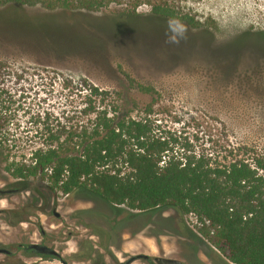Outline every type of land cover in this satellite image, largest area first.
Returning a JSON list of instances; mask_svg holds the SVG:
<instances>
[{
    "label": "rangeland",
    "instance_id": "rangeland-1",
    "mask_svg": "<svg viewBox=\"0 0 264 264\" xmlns=\"http://www.w3.org/2000/svg\"><path fill=\"white\" fill-rule=\"evenodd\" d=\"M11 1L18 6L0 11V189L18 190L0 193V210L20 207L25 220L0 214V246L42 225L70 237L64 254L73 264H85L94 244L124 256L233 264L195 215L134 210L86 189L66 196L42 175L16 178L7 167L86 122L78 111L89 85L106 91L104 105L121 115L150 118L153 133L178 150L222 160L246 146L264 155V0H174L197 26L155 16L148 5L128 14L129 0L99 10L62 12L47 7L51 0H0V8Z\"/></svg>",
    "mask_w": 264,
    "mask_h": 264
},
{
    "label": "trees",
    "instance_id": "trees-1",
    "mask_svg": "<svg viewBox=\"0 0 264 264\" xmlns=\"http://www.w3.org/2000/svg\"><path fill=\"white\" fill-rule=\"evenodd\" d=\"M115 1L51 0L47 7L62 12L99 10ZM142 5L158 17L191 26L199 23L181 14L174 0H129L126 11L135 14ZM17 6L11 1L0 11ZM84 90L87 100L78 112L87 121L69 138L52 136L26 161L11 162L7 169L14 177L42 175L57 192L86 189L134 210L173 206L212 227L214 244L233 264H264V155L251 154L246 146L222 160L188 146L178 150L171 140L153 133L150 118L124 116L105 106L107 92L99 86ZM3 127L0 118V136Z\"/></svg>",
    "mask_w": 264,
    "mask_h": 264
},
{
    "label": "flooded vegetation",
    "instance_id": "flooded-vegetation-1",
    "mask_svg": "<svg viewBox=\"0 0 264 264\" xmlns=\"http://www.w3.org/2000/svg\"><path fill=\"white\" fill-rule=\"evenodd\" d=\"M17 188L12 189H0V193L9 194L17 192ZM64 194V193H63ZM70 193H66V196H69ZM118 205V204H116ZM153 210V209H151ZM52 214L59 218L61 213L56 207L51 208ZM1 213H8L10 217H16L19 219V224L25 220L21 215H23V211L20 210V207H14L10 210L1 211ZM164 220L163 221H168ZM170 221V220H169ZM13 221H10V227L17 226L18 223L12 225ZM10 233V232H9ZM71 235V232H68ZM35 236V239L32 240V236ZM70 237L63 236L61 234H49L47 233L43 226L40 225L39 228H36L32 232H21L18 231L16 235L10 234L7 237V240L4 246H0V248L4 249L3 252H0L4 255L3 264H73L68 256H65L64 252L68 249L66 246L69 242ZM35 244H43L46 245L57 253L52 252H40L33 245ZM97 245L94 244L93 248L87 253V256L83 257L81 260L82 263L85 264H134L139 260H142L145 264H160L158 258L166 257L176 260L178 263L174 264H187L181 255H155L153 256L149 251L144 252H135L132 254L123 255L121 252L113 253L108 251V247L96 248ZM186 256V253H184ZM135 257L133 260L128 262L130 258ZM84 260V261H83Z\"/></svg>",
    "mask_w": 264,
    "mask_h": 264
},
{
    "label": "water",
    "instance_id": "water-1",
    "mask_svg": "<svg viewBox=\"0 0 264 264\" xmlns=\"http://www.w3.org/2000/svg\"><path fill=\"white\" fill-rule=\"evenodd\" d=\"M34 247H36L40 252H52V253H57L55 250H53L52 248L46 246V245H41V244H35L33 245ZM4 249L0 248V252H3ZM135 257L130 258V260H128V262H130L131 260H133ZM158 261L160 264H174V263H178L176 260L171 259V258H166V257H160L158 258Z\"/></svg>",
    "mask_w": 264,
    "mask_h": 264
},
{
    "label": "clouds",
    "instance_id": "clouds-1",
    "mask_svg": "<svg viewBox=\"0 0 264 264\" xmlns=\"http://www.w3.org/2000/svg\"><path fill=\"white\" fill-rule=\"evenodd\" d=\"M173 30L175 31V29H173ZM180 30H181V32L183 31V28H182V26H181V29H180Z\"/></svg>",
    "mask_w": 264,
    "mask_h": 264
},
{
    "label": "built area",
    "instance_id": "built-area-1",
    "mask_svg": "<svg viewBox=\"0 0 264 264\" xmlns=\"http://www.w3.org/2000/svg\"><path fill=\"white\" fill-rule=\"evenodd\" d=\"M191 215H195V214H193V213H191ZM196 216V215H195ZM196 218L198 219V217L196 216Z\"/></svg>",
    "mask_w": 264,
    "mask_h": 264
}]
</instances>
